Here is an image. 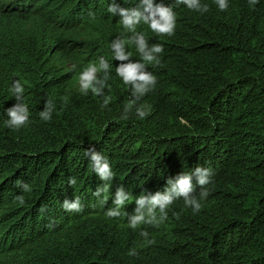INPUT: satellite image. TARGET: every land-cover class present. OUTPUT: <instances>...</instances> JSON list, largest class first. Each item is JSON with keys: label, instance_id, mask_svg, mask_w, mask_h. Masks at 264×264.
Segmentation results:
<instances>
[{"label": "trees", "instance_id": "16d2710c", "mask_svg": "<svg viewBox=\"0 0 264 264\" xmlns=\"http://www.w3.org/2000/svg\"><path fill=\"white\" fill-rule=\"evenodd\" d=\"M139 2L115 0L125 9ZM155 2L172 7L176 27L169 36L137 25L163 52L146 64L153 90L133 96L116 67L140 54L126 43L130 59H114L111 43L133 34L108 12L112 0H0V264H264V0H229L226 11L200 0L203 13ZM102 58L103 94L81 93L79 74ZM15 80L30 114L19 130L4 124ZM49 99L55 110L45 122ZM93 147L115 174L106 197L94 195L104 181L84 154ZM197 167L210 169L208 184L198 183ZM185 174L196 213L172 191ZM18 179L30 193L15 187ZM121 188L130 199L118 206ZM157 195L173 197L159 225L161 209L150 204ZM75 197L82 211L66 212L63 201ZM136 217L143 220L132 229Z\"/></svg>", "mask_w": 264, "mask_h": 264}, {"label": "clouds", "instance_id": "9594fccd", "mask_svg": "<svg viewBox=\"0 0 264 264\" xmlns=\"http://www.w3.org/2000/svg\"><path fill=\"white\" fill-rule=\"evenodd\" d=\"M249 2L254 4L256 0H249ZM214 3L220 11H226L229 7V0H214ZM176 4L184 5L189 10L201 13L208 11V6L206 4H201L200 0H177ZM108 12L114 16L119 14L121 17L119 23L123 26L125 31L133 34L129 41L118 39L111 43V50L114 59L116 61H126L130 59V54L125 50L126 43L135 44L136 49L140 54V60L138 62H130L127 64L122 63L116 67V75L125 85L131 87L133 96L146 95L152 91L156 85V78L146 70V64L152 62L158 63V56L163 52V47L162 45L157 44L149 48L143 35L136 32V27L142 22L148 25L153 33L170 36L174 33L176 27L175 13L172 7H167L163 3L157 4L155 0H140L138 7L128 9L120 8L115 3V0H112V3L108 7ZM73 67H75V65ZM108 70L109 64L103 58L98 64L92 63L86 67L79 74L80 92L87 94L88 91L91 90L97 95H102L106 82L110 78ZM98 72H103L101 78H97ZM8 91L16 103L13 107L5 109L4 115L6 119L4 120V124L9 129L19 130L29 123L30 114L28 106L24 101L25 89L19 80H15ZM108 104L109 97L105 96L102 106L107 107ZM133 104H135V101H130L126 105L121 117L122 119L128 118L129 110L132 108ZM54 110L55 105L53 101L50 99L47 100L45 110L40 112L41 120L45 122L51 120ZM135 115L140 119H144L147 112L144 107H140L136 109ZM84 154L88 158L91 171L104 181L103 186L98 188L94 195L99 197L101 193H104L106 197L112 186V181L114 180L115 175L110 163L101 153L96 152L94 147L85 150ZM194 174L198 177V183L200 185H206L209 183L210 169L197 167L194 170ZM77 183V177H69L68 184L71 187L75 188ZM15 187L20 190L21 193L26 194L31 192V185L24 182L22 179L16 181ZM172 191L175 192L177 197H185L184 204L187 207H190L193 213L199 211L201 207L199 200L188 199L189 194L193 191L192 174L181 176L173 185ZM207 196L208 191H205L201 199H204ZM17 199L23 203L24 197L23 195H20ZM129 199L130 196L125 194L124 190L121 188L117 191L114 202L118 206H123ZM135 202L138 205L143 206L145 204V197L141 196ZM150 204L153 208L158 206L161 209V221L155 224L159 225V223L166 218L167 209L173 204V197L171 195H157L150 200ZM62 207L69 213L82 211V204L79 197H75L71 200L65 199ZM116 215H118L117 211H109L106 213V216L109 218H113ZM142 220L143 217H136L129 227L136 229ZM148 223L152 224L153 221H149ZM141 235L147 237L148 233L141 232Z\"/></svg>", "mask_w": 264, "mask_h": 264}]
</instances>
